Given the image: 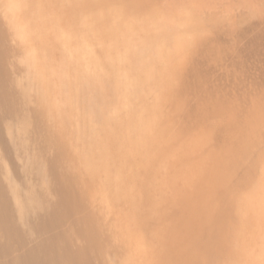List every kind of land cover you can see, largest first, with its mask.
Segmentation results:
<instances>
[{
    "label": "rangeland",
    "instance_id": "obj_1",
    "mask_svg": "<svg viewBox=\"0 0 264 264\" xmlns=\"http://www.w3.org/2000/svg\"><path fill=\"white\" fill-rule=\"evenodd\" d=\"M0 2V181L13 206L59 199L64 165L30 179L9 137L39 126L12 96L18 75L47 94L59 63L109 101L82 138L89 121L67 111L97 219L95 236L68 229L83 264H264V0H28L20 39L7 15L19 4Z\"/></svg>",
    "mask_w": 264,
    "mask_h": 264
},
{
    "label": "bare ground",
    "instance_id": "obj_2",
    "mask_svg": "<svg viewBox=\"0 0 264 264\" xmlns=\"http://www.w3.org/2000/svg\"><path fill=\"white\" fill-rule=\"evenodd\" d=\"M10 1L19 4L16 8H8L7 15L14 29V36L20 39L29 31L31 32V24L25 13L21 12L25 11L21 7H25L28 0ZM2 29L5 34L6 30L10 34L13 33L8 27L6 30ZM24 52V57L29 61L33 51L28 49ZM78 73L72 79V73L68 67L59 63L54 65L52 76L49 77L51 84L47 94L37 88V84H32L29 72L19 74L15 81L16 90L12 92L13 98L18 100L19 105L32 109L31 112L39 125L32 129L26 127L22 130L10 131L9 134L19 154H22V157L25 156L23 159L26 160L25 169L28 176L39 183H44L50 174L52 176V170L48 171L43 162L60 161L66 169L61 182L53 178L51 180V185L59 193L56 203H50L46 197H39L31 192L25 197H18L13 206L9 199L11 192L0 181V264H83L84 251L73 247V235H69L72 232L68 229L76 225L75 228H78L81 234L95 236L98 232L94 225L97 219L94 217L96 213L93 214V212L96 210L93 205H89V192L86 191V187H91L93 183L86 178L88 176H85L83 170L75 167L74 152L77 144H74L72 140L67 111L76 109L78 114L85 116L87 123L89 121V124L82 126V130L80 127L84 121L80 123V127L77 126L79 129L75 130L74 136L78 138L80 135L82 138L85 137V131L94 132L93 126L101 125V111L103 112V106L109 101L107 99L106 103L104 100V89H94L93 79L84 80ZM136 88L133 90L134 96ZM6 100L0 94V106ZM38 104L45 106L44 115L37 112ZM91 123L95 124L91 127ZM93 145L94 143L90 146L93 147ZM90 146H88L89 149ZM82 151L81 147V153ZM89 151L91 154V150ZM1 165L3 164L0 163V172ZM35 208L40 212L35 214ZM75 221H79V225L76 224L77 222L74 223ZM133 262L134 260L130 259L126 261V264H133Z\"/></svg>",
    "mask_w": 264,
    "mask_h": 264
}]
</instances>
